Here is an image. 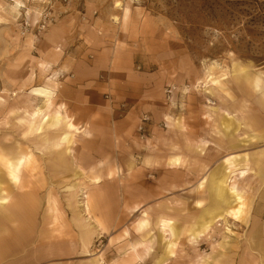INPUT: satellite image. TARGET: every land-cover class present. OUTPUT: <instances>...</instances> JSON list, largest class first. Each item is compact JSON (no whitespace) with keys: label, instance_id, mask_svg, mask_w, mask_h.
I'll return each instance as SVG.
<instances>
[{"label":"rangeland","instance_id":"rangeland-1","mask_svg":"<svg viewBox=\"0 0 264 264\" xmlns=\"http://www.w3.org/2000/svg\"><path fill=\"white\" fill-rule=\"evenodd\" d=\"M122 15L128 21L125 30L133 37L167 45L168 58L161 68L167 71V95L174 100H166L171 101L168 117L155 123L156 131L141 136L152 157L149 165L142 166L138 158L129 168L128 175L137 177L136 183L126 185L133 202L121 201L114 229L100 232L90 243V255L102 257L106 251L108 259L76 260L264 264V0H0V187L9 191L0 198V240L4 239L0 264L63 263L50 259L53 254L38 243L20 245L26 241L30 245L32 234L44 235L36 231L47 223L57 225V219L85 222L83 202L96 189L84 184L78 168L49 169L55 157L46 149L44 137L47 133L56 137L62 126L49 129V121L39 134L28 135L25 114L44 107L35 90L47 82L49 63L66 50L46 46L52 29L60 27L63 33L88 17L101 18L102 25L118 24ZM256 75L259 92L252 88ZM76 135L68 147L73 162ZM175 156L181 163L169 165L167 160ZM23 159L34 161L33 167L23 170L21 181L30 183L37 194L36 213L28 234L14 237L18 223L5 207L27 187L16 188L5 174L6 168L16 171ZM116 186L104 185L103 190ZM229 188L235 192L229 216L223 213L202 231V220L227 209ZM161 216L170 219L163 230L157 223ZM144 219L145 228L138 229ZM52 250L61 258L66 249L61 244Z\"/></svg>","mask_w":264,"mask_h":264},{"label":"crops","instance_id":"crops-1","mask_svg":"<svg viewBox=\"0 0 264 264\" xmlns=\"http://www.w3.org/2000/svg\"><path fill=\"white\" fill-rule=\"evenodd\" d=\"M101 21L99 17H88L74 23L71 29L67 27L63 33L60 27L52 29L46 46L58 45L66 50L62 56L57 54L54 61L49 63L47 82L35 90V95L42 99L43 104L48 101L44 107L35 108L41 115L28 135L39 134L42 126L49 121L52 124L49 129L61 125L63 129L56 137L49 133L44 137L46 149L49 152L51 150L52 159L55 157L49 169L60 172L67 168H78L76 172L84 178V184L96 189L95 192H89V196L86 194V201L83 202L86 223L78 218L74 219V223L69 219L60 223L57 219V225L47 223L37 231L34 228L33 233L43 232L44 235L32 234L30 245L28 241L26 245H20L33 247L38 243L39 246L47 247L48 253L53 254L50 259H63L64 262L60 264H82L76 259H108L106 251H103L102 257L90 255V243L100 232L114 229L116 217L121 214V201L133 202L126 185L136 183L137 177L128 175L129 168L134 167L138 158L143 166L152 157V153L147 154L152 149L145 147L141 136L156 131L155 123L166 120L168 103L174 100L173 95H167V71L161 68L168 58L167 45H162L161 40L133 37L127 32L128 21L123 15L118 24L102 25ZM205 78L208 79L207 72ZM252 82L255 91H262L258 75L254 76ZM52 103L56 107L54 110L51 109ZM143 116L148 117L147 122H142ZM139 127L144 130L142 135ZM73 133L77 134L76 141L79 142L75 148V162L69 158L68 148ZM61 146L65 150L59 149ZM167 161L171 166L181 163L178 156ZM224 162L230 161L225 158ZM32 164L33 160L23 159L16 171L6 168L5 175L10 184L23 190L24 185L27 187V190L15 194L14 202L5 207L18 223L13 230L14 237L26 236L34 223L37 194L29 187L30 183L21 181L23 170L33 167ZM240 171L244 176L246 171ZM104 185L117 186L116 190L107 188L104 191ZM234 193L229 188L230 199L224 204L227 209L220 211V216H216L220 212L214 216L206 215L207 218L200 224L202 231L208 230L223 213L229 216ZM8 194L9 191L5 192L0 187V198ZM109 220L112 223L107 227L105 222ZM169 220L163 216L158 218L161 230L169 224ZM146 224L145 219L139 221L137 228L144 229ZM197 236L199 233L192 235L191 240ZM3 244L4 239H1L0 248ZM61 244L66 249L65 254L57 258L52 248ZM111 244L115 246L114 241ZM22 253L20 256L24 259L23 250ZM111 255V259H115L114 254ZM31 256L33 258V254ZM35 259H38L37 255ZM19 260L16 259L17 262Z\"/></svg>","mask_w":264,"mask_h":264},{"label":"bare ground","instance_id":"bare-ground-1","mask_svg":"<svg viewBox=\"0 0 264 264\" xmlns=\"http://www.w3.org/2000/svg\"><path fill=\"white\" fill-rule=\"evenodd\" d=\"M121 4L120 2H116L115 6L119 7ZM208 79H210L209 81L212 82V84L215 82V80L213 79V77H210V73L207 75ZM48 101V100H47ZM46 101V102H47ZM46 102H44L43 105H47L45 104ZM39 109V107H38ZM41 109V108H40ZM42 110V109H41ZM41 115V112L37 109H33L30 113H26L25 116L29 119V129H28V132H31L33 130V128L35 127L36 125V122L37 120L39 119ZM54 116V115H53ZM35 133V132H34ZM30 135V134H29ZM51 152V150H50ZM49 152V153H50ZM63 152V151H62ZM86 207V206H85Z\"/></svg>","mask_w":264,"mask_h":264},{"label":"built area","instance_id":"built-area-1","mask_svg":"<svg viewBox=\"0 0 264 264\" xmlns=\"http://www.w3.org/2000/svg\"><path fill=\"white\" fill-rule=\"evenodd\" d=\"M147 121H148V117L143 116V118H142V122H147ZM139 130H140V131H143V128H142V127H139Z\"/></svg>","mask_w":264,"mask_h":264}]
</instances>
